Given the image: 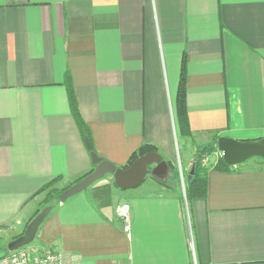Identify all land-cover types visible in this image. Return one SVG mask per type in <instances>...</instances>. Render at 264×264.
Returning a JSON list of instances; mask_svg holds the SVG:
<instances>
[{"label": "crops", "instance_id": "1", "mask_svg": "<svg viewBox=\"0 0 264 264\" xmlns=\"http://www.w3.org/2000/svg\"><path fill=\"white\" fill-rule=\"evenodd\" d=\"M184 57L186 137L173 108ZM66 75L98 156L124 166L151 144L161 178L177 151L191 170L214 135L264 139V0H0L1 237L43 207L41 187L94 168ZM221 156L199 157L205 193L190 199L186 180L115 194L100 179L52 206L32 247L66 264H264V160L220 170Z\"/></svg>", "mask_w": 264, "mask_h": 264}, {"label": "water", "instance_id": "2", "mask_svg": "<svg viewBox=\"0 0 264 264\" xmlns=\"http://www.w3.org/2000/svg\"><path fill=\"white\" fill-rule=\"evenodd\" d=\"M217 149L222 154L223 161L228 165H237L251 158L264 160V139L257 141H237L228 137H218L216 142ZM86 150L89 151L91 163H93V171L86 174L82 179L73 183L64 191L59 193L58 202L63 203L68 198L84 191L92 183L102 179L106 174L111 175L115 187L127 190L140 185L146 175H152L161 178L168 171V165L163 160L162 155L156 151L147 152L133 162L123 168L112 162L102 159L92 149L90 140L85 137ZM194 165H192L188 178L193 175ZM52 205H47L41 209L27 223L24 231L18 237L7 242L5 250L0 251V258L7 252L17 250L25 245H29L36 237L37 228L42 224L46 215L50 212Z\"/></svg>", "mask_w": 264, "mask_h": 264}, {"label": "trees", "instance_id": "3", "mask_svg": "<svg viewBox=\"0 0 264 264\" xmlns=\"http://www.w3.org/2000/svg\"><path fill=\"white\" fill-rule=\"evenodd\" d=\"M185 57L182 59L181 62V71H180V78H179V84H178V91L176 94V99H175V104H174V116H175V120L176 121V127H177V133H179L180 136L186 137V136H190L191 135V131L189 128V122H188V117H187V111H186V101H185ZM65 87H67L68 89V95H69V102H70V112H72V116L74 117V120L76 122L75 125H77L80 133L82 134V137H88L90 140V134H89V130L87 128V125L85 124V121L83 120L80 112H78V107H77V103L76 100L74 99V95L72 92V87L71 84L69 82V78L66 75V85ZM218 137L217 136H213L212 137V142L207 144L204 147H201L200 149L196 150V154H195V162L193 163L194 165V172L193 175L190 179H187L185 184V191H186V196L188 199H190L191 197H199L204 195L205 193V173L207 170V167H204L202 165H200V156L206 152V150H214L216 148V142H217ZM151 151H157V148L154 147L151 144H144L143 146L138 147V149L133 152V154L130 156L129 160H127V163L124 166H120V167H127L129 166L134 159H136L137 157L147 153V152H151ZM171 166V165H170ZM216 168H220L221 169H228L230 167V165L226 164L222 159H220L216 165ZM91 171H93L92 169L90 171H88L86 174L90 173ZM86 174L82 175L81 178H79L78 180L74 181L73 183L79 181L80 179H82ZM73 183L69 184L68 187L70 185H72ZM54 185V180L48 182L46 185H44L43 187H41L38 191L39 192H46L45 193V198L43 200L42 203H44V206L47 205H56L58 204V195L59 193H61L62 191L65 190V188H68L67 186H65L64 188H60V189H55L53 188ZM55 189V190H54ZM40 210H38L39 212ZM37 212V213H38ZM36 213V214H37ZM17 237V236H16ZM5 250L4 245H0V251Z\"/></svg>", "mask_w": 264, "mask_h": 264}, {"label": "built area", "instance_id": "4", "mask_svg": "<svg viewBox=\"0 0 264 264\" xmlns=\"http://www.w3.org/2000/svg\"><path fill=\"white\" fill-rule=\"evenodd\" d=\"M116 213L123 218L124 227L128 229V207L120 205ZM1 237V233H0ZM0 264H66L65 253L61 250H49L40 252L33 247H21L17 250L7 252L0 258Z\"/></svg>", "mask_w": 264, "mask_h": 264}, {"label": "rangeland", "instance_id": "5", "mask_svg": "<svg viewBox=\"0 0 264 264\" xmlns=\"http://www.w3.org/2000/svg\"><path fill=\"white\" fill-rule=\"evenodd\" d=\"M178 143H179V152H181V154L183 153L184 151V147H183V144H185V142H183L182 139L178 138ZM180 161H182V159L180 160V157H179V153L177 151V153H175V158H174V163L171 164L170 166V170H169V175L166 178H161V181L163 182H167V183H176L177 187L182 190L184 188V181L187 180V176H188V170H185L183 171V169L181 170L180 169ZM249 164H259L261 163L259 157L258 158H253L251 160L248 161ZM106 177V178H105ZM102 179H105L103 181H107L109 184L108 186L106 187H109L111 189L114 190L115 194L117 193H131L130 191H134V190H137L139 189L138 188H132V189H127V190H122V189H119L117 187H115V185H113V180L111 178V176H109L108 174H106ZM151 181H153V179L151 178V176L148 174L145 176L144 180H143V184L142 185H146L147 183H150ZM103 182V183H105ZM141 187H144L142 186ZM102 187H105V184L104 185H101L99 188H102ZM143 189V188H142ZM85 191V190H84ZM46 193V192H45ZM45 193L42 195V198L44 199L45 198ZM80 194V193H78ZM77 195V194H76ZM44 206L43 203L40 205V208ZM55 206V205H54ZM56 207V206H55ZM44 207H42L41 209H43ZM116 208V207H115ZM40 209V210H41ZM24 230H22L19 234L18 233H13V232H6L4 235L2 234V237H0V245H4V247L6 246V242L16 238V236L18 237L19 235H21L23 233ZM1 233V232H0ZM34 244V242L32 241V243H30L29 245H25L23 246L24 248L26 247H32V245Z\"/></svg>", "mask_w": 264, "mask_h": 264}]
</instances>
